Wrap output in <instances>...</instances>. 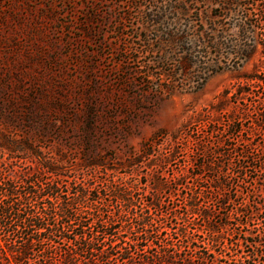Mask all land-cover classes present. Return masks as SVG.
Masks as SVG:
<instances>
[{
    "label": "rangeland",
    "instance_id": "374dc122",
    "mask_svg": "<svg viewBox=\"0 0 264 264\" xmlns=\"http://www.w3.org/2000/svg\"><path fill=\"white\" fill-rule=\"evenodd\" d=\"M220 1L0 0V182L26 174L28 183L55 184L64 195L52 200L55 206L71 197L81 207L78 195L86 189L105 195V211H115L123 204L105 192L112 184L129 189L133 203L157 199L161 209L151 208L152 217L167 215L163 222L172 227L161 238L168 252L184 256L195 255L194 245L175 217L186 213L192 196L215 210L214 223L254 200L263 205L254 224L264 221V163L240 157L244 149L264 157V85H253L244 101L230 98L242 74L262 72L263 48H254L247 62L219 59L203 37L218 29L226 43L245 45L240 26L249 17L262 39L264 17L255 5L263 0H241L247 10L230 12ZM233 126L238 131L229 130ZM90 160L102 165L89 166ZM220 162V168L213 165ZM241 166L246 180L231 181L224 191L231 201L222 209L210 201L218 196L211 179L234 175ZM186 222L191 231L205 228L200 218ZM19 225L15 220L12 229ZM23 232L0 230V236L21 241ZM63 235L42 246L63 254L73 248ZM133 236L129 230L118 234L123 241ZM157 244L148 252H160L164 243ZM39 250L30 263L44 259Z\"/></svg>",
    "mask_w": 264,
    "mask_h": 264
},
{
    "label": "trees",
    "instance_id": "16d2710c",
    "mask_svg": "<svg viewBox=\"0 0 264 264\" xmlns=\"http://www.w3.org/2000/svg\"><path fill=\"white\" fill-rule=\"evenodd\" d=\"M240 1L225 0V2L218 3L220 5L227 4L228 12L233 7L247 10L248 5L242 6ZM250 6L254 7V4ZM255 6L264 17V0ZM158 14L160 15V13ZM244 18L240 26V37L245 45L226 43L223 38L219 37L218 29H211L203 35L205 41L207 40L206 49L219 59L232 56L233 60L247 62L251 59L254 48L261 45L263 48L261 54L264 58V37L258 39L256 27L248 23L249 17ZM159 20L156 21L157 24H160L163 18L161 17ZM262 29L264 30V28ZM228 59L231 60L230 57ZM260 68L262 69L260 74L252 73L240 76V82L233 96L230 97L231 99L244 101L252 95L251 87L253 85L256 83L264 85V61ZM257 71L259 72L260 69ZM230 93L231 91H226L223 98L229 99ZM222 106L223 103L222 105L220 103L217 108ZM260 116V126H264V113ZM90 117L94 120V117ZM229 130L236 132L238 128L233 126ZM8 148H13V146L8 145ZM200 150L202 151V148ZM151 153L152 150L145 146L143 155L149 156ZM175 153L176 151L173 155ZM240 154L241 159L246 162L264 163V157H255L260 154H255L249 149H244ZM223 156L227 155L223 154ZM137 163H140V160L132 162V164ZM221 163L219 165L213 163V165L220 168ZM87 164L97 167L102 165V161L90 160ZM201 167L217 170L207 164ZM47 168L51 172H57L54 165H47ZM243 170L244 166H241L239 172L234 175L224 174L216 179H211L214 181L212 188L218 196L212 195L210 201L214 202L215 198L220 207L224 209L231 201L224 191L230 187L229 185L234 179H238L239 183L241 182L239 179L245 182L246 179L241 174ZM200 177L201 175H195L196 179ZM253 181L258 182L256 179ZM21 185L27 188L24 193L21 192ZM159 185L161 184L159 183ZM107 186L105 192H109L110 197L123 204L122 208L112 212L105 211L106 205L103 203V199L106 196L100 192L93 196L86 189L78 195L79 200L83 203L81 207L76 204L77 200L71 197L55 206L52 200L62 199L64 196L61 189L55 184L46 185L42 180L28 183L26 174L20 175L17 181L0 182V230L10 234L15 233L16 230L25 233V236L21 237V241L8 242L6 235L0 236V264H219L223 262L222 259L226 260V264H264V221L254 224L263 209V205L257 200H254L253 204H243L245 209L238 208L229 211L225 215V219H221L220 223H214L212 218L215 216V210L209 206H200L198 198L192 196L188 201L186 213L182 217L179 215L175 217L184 221L182 225L179 224V231L188 242L194 245L195 255L184 256L182 253L168 252L166 240L161 238L164 232L172 227L163 222L167 215L161 213L162 215H159L161 218L152 217L151 208L161 209V204L157 199L148 205L136 204L129 198V189L116 184ZM129 186L134 188L133 184ZM189 216L203 219L205 228L189 230V223L186 222ZM15 220L20 225L12 229V223ZM130 221L135 222L137 227H130ZM240 229H246V231H240ZM128 230L133 231L136 236L127 241L118 238V234L128 232ZM200 233L201 235H199ZM46 234L47 237H45ZM57 234H64L63 239L69 242L73 248L63 254L55 255L51 248L42 246L46 241L53 243ZM101 235L103 239H100ZM157 242L164 243L162 247L159 245L160 252L149 253L148 249L158 246ZM123 243L127 247L121 249ZM132 247L140 248L144 251L143 255H135L131 252ZM37 248L41 249L39 252L45 257L43 260L30 263L33 262L32 256ZM119 249L121 251L118 253ZM247 249H249L248 252ZM138 256L139 261H137Z\"/></svg>",
    "mask_w": 264,
    "mask_h": 264
}]
</instances>
